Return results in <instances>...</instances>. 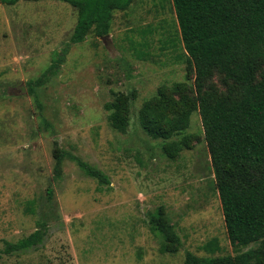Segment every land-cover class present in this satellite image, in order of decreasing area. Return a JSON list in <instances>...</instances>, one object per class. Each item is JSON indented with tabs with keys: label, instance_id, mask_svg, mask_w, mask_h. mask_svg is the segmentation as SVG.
<instances>
[{
	"label": "rangeland",
	"instance_id": "obj_1",
	"mask_svg": "<svg viewBox=\"0 0 264 264\" xmlns=\"http://www.w3.org/2000/svg\"><path fill=\"white\" fill-rule=\"evenodd\" d=\"M77 9L63 0L0 3V264H182L187 252L236 255L228 236L202 118L194 111L192 147L170 158L163 140L139 122L144 103L196 74L177 34L171 0H133L115 10L111 30L70 43ZM57 72L29 91L59 56ZM225 89L223 76L210 82ZM130 99V125L113 129L105 103ZM63 150L55 177V151ZM77 157L103 171L109 184L85 174ZM54 195L48 198V187ZM34 211L31 210V206ZM161 212L181 238L174 253L160 251L149 226ZM45 221L41 243L5 252L6 242L28 236ZM217 238L214 253L202 246Z\"/></svg>",
	"mask_w": 264,
	"mask_h": 264
},
{
	"label": "trees",
	"instance_id": "obj_2",
	"mask_svg": "<svg viewBox=\"0 0 264 264\" xmlns=\"http://www.w3.org/2000/svg\"><path fill=\"white\" fill-rule=\"evenodd\" d=\"M19 0H0L15 4ZM78 11L70 43H79L90 34L106 36L115 10L127 9L133 0H63ZM178 31L170 34L172 46L184 48L187 62L195 71V89L187 82H175L169 90L147 100L139 111V122L148 135L163 140L165 155L174 158L192 147L194 135L186 130L194 111H199L212 157L227 233L234 246H254L236 255L199 256L187 252L182 264H264V0H171ZM68 49L35 80L29 91L48 81L57 72ZM223 76L226 88L211 79ZM192 91V90H191ZM110 126L126 132L130 125V99L116 93L105 103ZM63 150L55 151V177L62 176ZM72 157V156H71ZM75 159L82 171L109 184L108 176ZM48 198L54 189L48 187ZM31 210L34 211L32 205ZM16 242L7 241L5 252L26 250L42 242L46 222ZM151 231L161 237L160 251L174 253L181 238L161 213L150 216ZM214 253L221 249L217 238L202 246Z\"/></svg>",
	"mask_w": 264,
	"mask_h": 264
}]
</instances>
